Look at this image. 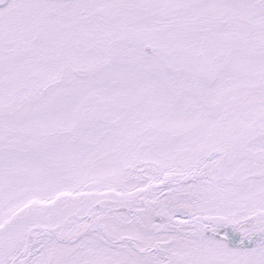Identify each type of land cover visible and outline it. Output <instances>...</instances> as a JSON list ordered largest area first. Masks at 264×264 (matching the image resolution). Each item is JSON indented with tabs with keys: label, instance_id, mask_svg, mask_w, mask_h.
Returning <instances> with one entry per match:
<instances>
[{
	"label": "snow or ice",
	"instance_id": "obj_1",
	"mask_svg": "<svg viewBox=\"0 0 264 264\" xmlns=\"http://www.w3.org/2000/svg\"><path fill=\"white\" fill-rule=\"evenodd\" d=\"M0 264H264V0H0Z\"/></svg>",
	"mask_w": 264,
	"mask_h": 264
}]
</instances>
